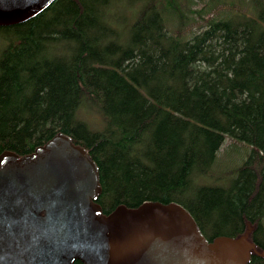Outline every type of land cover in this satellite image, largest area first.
<instances>
[{
	"label": "trees",
	"instance_id": "obj_1",
	"mask_svg": "<svg viewBox=\"0 0 264 264\" xmlns=\"http://www.w3.org/2000/svg\"><path fill=\"white\" fill-rule=\"evenodd\" d=\"M249 1L254 14L189 40L165 27V5L182 23L172 0H54L0 26V155L62 133L98 168L103 216L177 204L209 242L246 235L248 264H264V0ZM226 136L251 153L231 184L207 185Z\"/></svg>",
	"mask_w": 264,
	"mask_h": 264
},
{
	"label": "water",
	"instance_id": "obj_2",
	"mask_svg": "<svg viewBox=\"0 0 264 264\" xmlns=\"http://www.w3.org/2000/svg\"><path fill=\"white\" fill-rule=\"evenodd\" d=\"M54 0H0V26L26 22ZM98 168L58 133L32 154L0 155V264H248L247 236L208 241L177 204L117 207L103 216Z\"/></svg>",
	"mask_w": 264,
	"mask_h": 264
},
{
	"label": "rangeland",
	"instance_id": "obj_3",
	"mask_svg": "<svg viewBox=\"0 0 264 264\" xmlns=\"http://www.w3.org/2000/svg\"><path fill=\"white\" fill-rule=\"evenodd\" d=\"M171 3L182 14V23L177 14L171 12L173 10L167 5L163 6L164 8L159 7V11L170 34H175L177 28L183 31L182 40L191 39L195 33L203 29L207 20L219 19L220 16L226 19L237 10L248 15L255 13L249 0H214L212 4L210 0H190V3L188 0H172ZM81 115L93 126L101 124V118L94 110L82 111ZM251 150L249 145L226 136L210 170L207 185L231 184L236 176V170L244 164Z\"/></svg>",
	"mask_w": 264,
	"mask_h": 264
}]
</instances>
